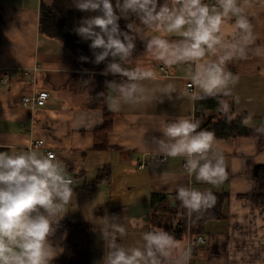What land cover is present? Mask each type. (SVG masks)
<instances>
[{"label": "crops", "instance_id": "1", "mask_svg": "<svg viewBox=\"0 0 264 264\" xmlns=\"http://www.w3.org/2000/svg\"><path fill=\"white\" fill-rule=\"evenodd\" d=\"M169 1L170 9L181 7ZM40 5L41 0H0V79L9 80L8 85L0 82V148H9L13 156L32 151L46 156L47 149L53 150L55 161L72 180L73 195L66 204L57 198L55 203L61 207L51 214L40 207L32 213L52 221L47 242L55 255L49 264L65 252L69 222L91 226L92 248L97 247L93 234L101 229L110 246L118 245L115 251L123 249L131 255L134 249L140 250L144 253L140 264L153 260L156 264H264V208L244 197L257 190L254 169L264 164V137L213 136L205 159H197L200 164L211 161L214 165L222 160L224 172L208 182L198 179V170L184 169L187 153L168 155L176 138L166 135L172 124L198 122L196 98L209 94L196 84L192 91L187 88L196 65L218 63L227 55L231 59L221 65L231 74L227 87L212 95L225 96L223 105L227 104L228 112L247 114V125L264 129V0H237L242 9L239 15L251 26L250 38L245 39L248 33L236 28L238 16L229 13L217 34L220 42L197 61L166 64L149 51L148 43L154 37L182 44L185 37L177 32L153 28L140 35L138 46L148 52L152 64L147 65L148 70L141 69L143 61L131 66L127 73L142 78L129 80L135 85L130 95L117 93L116 80L108 85L107 105L114 112L110 131L103 127L104 104L94 95L98 76L79 69L61 41L40 31ZM215 10L222 12L220 5ZM189 27L185 25L183 30ZM43 91L49 93L45 105L22 104L23 96ZM161 156L167 160H155ZM141 164L146 167L140 168ZM181 189L227 193L222 217L208 221L198 235L206 242L199 243L196 235L187 232L172 239L163 252L152 246L154 256L149 257L145 234L164 232L152 225V198L181 201ZM176 216L174 225L180 218Z\"/></svg>", "mask_w": 264, "mask_h": 264}, {"label": "clouds", "instance_id": "2", "mask_svg": "<svg viewBox=\"0 0 264 264\" xmlns=\"http://www.w3.org/2000/svg\"><path fill=\"white\" fill-rule=\"evenodd\" d=\"M172 2L173 5L180 4L181 7L170 9L165 4L157 11V0H123V5L117 0L115 5L122 12L131 10L137 13L144 24L150 27L154 25L156 31L177 32L185 37V41L180 45L170 44L160 37L149 41V51L166 64L180 60H200L206 49H213L220 42L217 34L220 32L223 18L229 13L238 16L236 28L248 33L245 39L250 38L251 26L244 16L239 15L242 9L237 6V0H218L222 12L212 9L211 13L209 7L202 4L201 0ZM76 7L81 11L99 10L102 13L85 20L77 29L78 35L91 40V48L102 49L96 55V63L103 61L110 54L113 57L119 55L122 59L130 54L134 45L127 36V43L119 38V17L114 12L111 0H79ZM185 25L190 27L183 30ZM232 47L235 49V45ZM227 59H231V55L221 57L218 63L197 64L196 73L192 76L193 83L209 95L223 91L231 76L221 67ZM109 71L121 73L122 69L118 63H111ZM124 75L130 80L142 78L137 73L125 72ZM121 91L130 95L135 91V85L126 86ZM223 107L227 111V104ZM198 127V124L188 120L170 125L166 129V135L176 138V142L170 146L168 155L175 157L184 153L189 156L198 154L200 159H205L204 154L211 148L213 134L203 131L197 133ZM221 164L222 160H218L215 165L211 161L200 164L199 159L188 161L189 170H198V179L208 182L223 174ZM71 184L72 180L65 176L51 153L39 156L32 151L13 156L0 151V264H49L55 255L47 242V237L52 231V221L48 216H33L32 213L40 207L51 214L54 208L61 207L55 203L57 198L66 204L73 195ZM179 197L192 208L208 204L209 200L215 202V197L211 195L203 197L199 192H187L183 189ZM120 231L123 232V229ZM144 239L148 242L149 257L154 256L152 246L163 252L172 244V238L165 232L146 233ZM12 245L20 251H14ZM141 260H144V253L140 250L134 249L131 255H126L124 250L120 249L109 256L108 264H140ZM152 264H156L155 260Z\"/></svg>", "mask_w": 264, "mask_h": 264}, {"label": "trees", "instance_id": "3", "mask_svg": "<svg viewBox=\"0 0 264 264\" xmlns=\"http://www.w3.org/2000/svg\"><path fill=\"white\" fill-rule=\"evenodd\" d=\"M167 1L169 0H157V11ZM78 2L79 0H41L40 31L46 36L61 41L75 57L79 69L96 73L100 81L94 95L98 103L104 104L105 120L103 127L106 131H110L114 112L107 105L108 85L115 80L118 81V94L124 92L121 91L122 88L132 85L129 77L122 72H129L131 66L136 64L137 57L135 54L142 51L138 46L140 35L154 28V25L150 27L144 24L140 16L131 10L122 12L115 7L117 0H111L114 12L119 17L117 21L119 38L127 43L128 41L125 40V36H127L134 47L130 50V54L123 59L119 55L113 57L110 54L103 61L96 63V55L102 49L91 48V40L78 35L77 29L82 26L85 20L102 15V13L99 10L81 11L76 7ZM120 4L123 5V0H120ZM95 30L99 31V29ZM82 57L86 59H81ZM111 63H118L122 72L112 73L109 71ZM224 98L225 96L219 95H200L196 98V106L201 109L198 114L197 124L199 127L196 132H210L214 137L222 139L242 136L264 137V129L252 128L247 125V114L234 115L232 112L225 111L223 108ZM0 151L12 155L9 148H0ZM104 172L105 170L100 176H103ZM254 177L257 181V190L244 197L253 205L264 208V164L255 167ZM200 194L203 197L209 195L215 197V202L209 200L208 204H201L199 208H192L186 205L184 200H168L165 196H153L152 225L163 229L172 239L182 238L187 232L198 237L203 233L208 221L222 217L223 205L228 197L227 193ZM37 210L40 208L38 207ZM177 214L180 218L178 223L174 225L173 219L177 217ZM66 228L69 235L65 252L60 259L50 264H91L93 249L91 226L87 223L69 222L66 224Z\"/></svg>", "mask_w": 264, "mask_h": 264}, {"label": "built area", "instance_id": "4", "mask_svg": "<svg viewBox=\"0 0 264 264\" xmlns=\"http://www.w3.org/2000/svg\"><path fill=\"white\" fill-rule=\"evenodd\" d=\"M201 3L204 4V5H207L209 7L210 13H211V10L212 9H215V8H217L220 5L219 2H218V0H201ZM206 52H207V49H206L205 53ZM160 68H161V70L166 71L163 66H160ZM38 69H39V67L37 66V67L34 68L33 71H37ZM27 71H32V70L30 69V70H27ZM125 72L126 71H123V73H125ZM0 82L3 83L4 85H8L9 84V80L7 79V77H2L0 79ZM187 88L190 91H192L194 89V83H193L192 80H190L187 83ZM48 99H49V93L43 91V92H40L38 94H33L31 96H28V95L23 96L22 99H21V101H22V104L25 107H31V106H34L36 104L37 105H40V106H43V105H45L48 102ZM200 110L201 109L199 107L196 108V112H200ZM40 144H41V142H40ZM46 151H47L46 156L51 153L56 158V153L53 150H48L47 149ZM23 153H26V152H22L21 154H23ZM198 156H199L198 154H193L192 156H189L188 155L187 160L183 164V167H184V169L186 171L192 172V171L189 170L188 161L190 159H197ZM155 160L162 162V161H166L167 160V157L166 156L156 157ZM144 167H146L145 164H141L140 165V168H144ZM168 197L171 198V195H168ZM197 241L199 243L206 242V240H205V238L203 236H198Z\"/></svg>", "mask_w": 264, "mask_h": 264}, {"label": "rangeland", "instance_id": "5", "mask_svg": "<svg viewBox=\"0 0 264 264\" xmlns=\"http://www.w3.org/2000/svg\"><path fill=\"white\" fill-rule=\"evenodd\" d=\"M168 3H170V1L165 2V4H168ZM150 32H153V28L147 30L144 34H147ZM143 40H145V43L148 42V38L147 39L144 38ZM147 53L148 52L142 53V51H141V52H138L135 54L137 57V62L143 61L142 63H144L143 68H141L142 70L143 69L148 70L146 68L147 65L152 64V62H148V59L151 57H149V54L147 55ZM140 67H142V66H140ZM95 234H96V236H95ZM95 234H93V236L97 242V247L93 248V250H92L91 264H108L109 256L112 253L116 252L115 249H118V245L111 244V246H110L108 241H107L106 233L101 231V229L96 231ZM112 241H114V240H112Z\"/></svg>", "mask_w": 264, "mask_h": 264}]
</instances>
